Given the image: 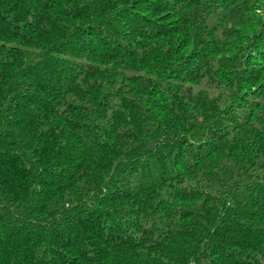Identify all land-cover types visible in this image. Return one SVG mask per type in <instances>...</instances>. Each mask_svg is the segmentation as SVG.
Here are the masks:
<instances>
[{
    "label": "trees",
    "instance_id": "1",
    "mask_svg": "<svg viewBox=\"0 0 264 264\" xmlns=\"http://www.w3.org/2000/svg\"><path fill=\"white\" fill-rule=\"evenodd\" d=\"M0 264H264V0H0Z\"/></svg>",
    "mask_w": 264,
    "mask_h": 264
}]
</instances>
